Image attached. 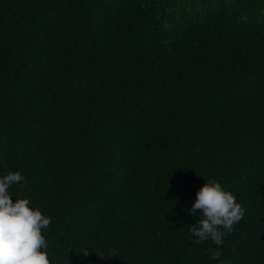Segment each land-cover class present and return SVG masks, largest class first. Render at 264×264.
<instances>
[{"label":"trees","instance_id":"trees-1","mask_svg":"<svg viewBox=\"0 0 264 264\" xmlns=\"http://www.w3.org/2000/svg\"><path fill=\"white\" fill-rule=\"evenodd\" d=\"M8 172L51 264H264V0H0ZM208 179L222 246L190 241Z\"/></svg>","mask_w":264,"mask_h":264},{"label":"clouds","instance_id":"clouds-1","mask_svg":"<svg viewBox=\"0 0 264 264\" xmlns=\"http://www.w3.org/2000/svg\"><path fill=\"white\" fill-rule=\"evenodd\" d=\"M23 181L20 172H8L0 178V264H51L48 242L41 231L49 227L51 217L29 207L26 198L15 199L13 203L9 189ZM197 211L202 215L188 228L190 241L200 244L211 240L218 246L223 245L225 233H232L233 226L245 214L236 197L214 179L206 180L197 191L188 214L196 216ZM221 255V251L216 250L210 258L217 260Z\"/></svg>","mask_w":264,"mask_h":264}]
</instances>
